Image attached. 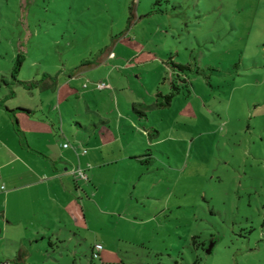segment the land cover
Masks as SVG:
<instances>
[{
	"label": "rangeland",
	"instance_id": "rangeland-1",
	"mask_svg": "<svg viewBox=\"0 0 264 264\" xmlns=\"http://www.w3.org/2000/svg\"><path fill=\"white\" fill-rule=\"evenodd\" d=\"M170 58L189 66L190 82L156 109V91L169 93L178 72ZM14 76L39 83L30 90ZM0 105V128L6 106L27 109L34 115L19 122L42 151L54 149L41 133L48 116L72 163L78 144L93 156L89 181L77 176L78 192L54 214L61 241L31 247L23 222L4 230L6 254L23 249L30 264H264V0H0ZM115 138L123 155L92 148Z\"/></svg>",
	"mask_w": 264,
	"mask_h": 264
},
{
	"label": "crops",
	"instance_id": "crops-1",
	"mask_svg": "<svg viewBox=\"0 0 264 264\" xmlns=\"http://www.w3.org/2000/svg\"><path fill=\"white\" fill-rule=\"evenodd\" d=\"M112 55L114 54L110 52L108 57L111 58ZM80 74L81 71L72 75L71 78L73 79L75 78L74 76H78ZM79 96L80 95H77V97ZM60 98L61 97L59 96V103ZM59 105L60 104H58V108ZM0 111L4 110L0 109ZM31 112V115L25 112L23 113L31 117L34 115V112ZM5 113L9 118L2 119L8 125L0 128V204L2 203L4 205V209L0 208V219L6 223V228L0 227V251L3 252V257H5L7 264H15L20 254L24 256L26 264H30L25 259V257L27 256L23 249H19V251L17 250V252L15 253H5V250H3L1 247V240L4 236V230H9L8 226L14 230L18 226H20V224L22 225L23 222H28V225L31 226L26 225V227L22 229L25 230V232H27L29 235L28 237H22V240L24 242H28L29 246L33 247L35 243L44 241L47 236L48 239L53 240L56 237V241H61L60 237H58V235H55L56 233L54 232L56 230V227H58V225H55L57 223L56 220L58 219L57 217L54 218V214H56L57 212H61L63 214L65 213L67 204L64 203V196L68 195L69 197H72L74 191L78 192L79 190L75 171L78 168H81L88 175V171L86 170V168L89 166V162H93V156L89 151V153H87L86 155L78 156L79 161L77 165L76 163H72L71 158H74L76 156L74 151H63L60 147L55 146L57 140L54 133L49 129L51 125H54L52 124V121H50L48 116H46L45 119L41 120L43 125L47 126V128L44 129L45 132L41 133H44L42 135H48L47 143L50 145L52 143V147L54 148L53 152L51 153L42 151V149H40V146L43 145H41V143H38V141H36L34 137L28 139V132H25L22 129V125L20 124V127L26 136L27 143L29 144L30 148L42 153L44 156L34 153L33 151L29 150V148L25 146L24 143H21L20 137L14 130L10 114H8L6 110ZM60 121L62 123V120ZM105 123L109 124V121ZM119 129L120 127H118L117 130ZM146 131L148 133V130ZM118 140L119 138H115L113 140L114 143H107V145L96 144L92 148L103 150L110 147L111 145L115 148L117 145L118 152L123 155V144H119ZM2 151L3 153H1ZM131 155L134 156L133 154ZM71 163L74 167L69 170V168L65 166ZM88 178H90L89 175ZM44 201H47L50 204L51 208L45 207L43 203ZM30 203L33 207L38 206V209L36 211L30 212ZM62 215H59L60 219L58 222H65V220H63L61 217ZM44 216H47L46 218H49V224L46 227L42 226ZM31 228L33 231H30ZM0 264H2L1 255Z\"/></svg>",
	"mask_w": 264,
	"mask_h": 264
},
{
	"label": "trees",
	"instance_id": "trees-1",
	"mask_svg": "<svg viewBox=\"0 0 264 264\" xmlns=\"http://www.w3.org/2000/svg\"><path fill=\"white\" fill-rule=\"evenodd\" d=\"M169 63L172 65L173 69L178 71V72L176 73L175 79L171 82V91L169 93L164 94L160 90L156 91V94H155L156 101L154 102V105L152 106L153 108H156V109H167V108H170L173 105V102H174L175 98L178 95L181 94V92L183 91L184 88H188L187 85L190 82V80L187 78V76L184 73V72H186L187 70L190 69L188 65L178 64L175 61H173L172 58H170ZM20 64H21V62H20ZM83 68L84 67L79 68L77 71L80 72V71H82ZM16 71H19L18 67H17ZM13 79L15 81L19 82L24 87L30 89V90L37 83H39V82H35V83L21 82V81H18L17 79H15V76L13 77ZM49 79L52 80L53 78H50V76H49ZM2 107L3 106L0 105V108H2ZM5 110H6V112L8 114H10L14 130L17 133V135L20 137L21 143L22 144L24 143L25 146H27L29 148V150L33 151L34 153H37V154H40V155L44 156L42 153L30 148L29 144L27 143V139H26L23 131L21 130V127H20V122H19V119H18L19 112H25V113H27L29 115H31L32 112L29 111V110L21 109V108H17L15 110H9L6 107ZM133 111L135 113L139 114L140 116L147 117V114L145 112L140 111L135 106H133ZM152 130L154 131L156 136L159 137L160 132L157 129H155V128H152ZM148 135L151 137L152 133L149 131ZM193 243H194L195 246H198L197 238H194V242ZM92 259H95L94 258V249L92 250ZM15 264H26V262L24 260V256H22L20 254V256H18V260H17V262H15ZM175 264H181V263L176 261Z\"/></svg>",
	"mask_w": 264,
	"mask_h": 264
},
{
	"label": "built area",
	"instance_id": "built-area-1",
	"mask_svg": "<svg viewBox=\"0 0 264 264\" xmlns=\"http://www.w3.org/2000/svg\"><path fill=\"white\" fill-rule=\"evenodd\" d=\"M114 55H112L113 57ZM110 88V85L108 84H105L103 82L101 83H97L95 85V89L97 90H105V89H109ZM70 145L69 144H64V148H69ZM73 149L77 152L78 155H86L88 153V150L87 149H83V147L81 145H76L73 147ZM75 175L78 176L80 179L82 180H86L88 181V175L87 173L81 169V168H78L76 171H75ZM101 250H103V246L102 245H97L94 249V258H99V253L101 252Z\"/></svg>",
	"mask_w": 264,
	"mask_h": 264
}]
</instances>
